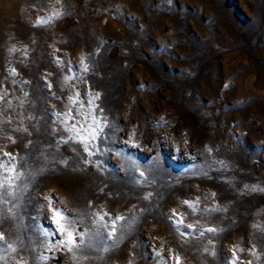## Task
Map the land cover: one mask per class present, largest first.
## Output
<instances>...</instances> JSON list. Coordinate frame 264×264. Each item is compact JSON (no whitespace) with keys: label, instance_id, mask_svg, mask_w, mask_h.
<instances>
[{"label":"rangeland","instance_id":"rangeland-1","mask_svg":"<svg viewBox=\"0 0 264 264\" xmlns=\"http://www.w3.org/2000/svg\"><path fill=\"white\" fill-rule=\"evenodd\" d=\"M0 264H264V0H0Z\"/></svg>","mask_w":264,"mask_h":264},{"label":"bare ground","instance_id":"bare-ground-1","mask_svg":"<svg viewBox=\"0 0 264 264\" xmlns=\"http://www.w3.org/2000/svg\"><path fill=\"white\" fill-rule=\"evenodd\" d=\"M8 1V0H7ZM2 2H4V1H2ZM1 4H3V3H1Z\"/></svg>","mask_w":264,"mask_h":264}]
</instances>
